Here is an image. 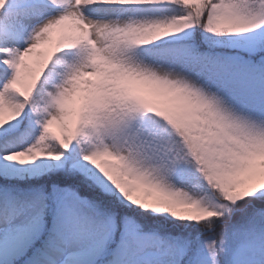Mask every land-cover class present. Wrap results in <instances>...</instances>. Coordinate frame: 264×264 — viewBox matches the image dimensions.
Here are the masks:
<instances>
[{
    "label": "snow or ice",
    "instance_id": "obj_1",
    "mask_svg": "<svg viewBox=\"0 0 264 264\" xmlns=\"http://www.w3.org/2000/svg\"><path fill=\"white\" fill-rule=\"evenodd\" d=\"M0 264H264V0H0Z\"/></svg>",
    "mask_w": 264,
    "mask_h": 264
},
{
    "label": "rangeland",
    "instance_id": "obj_2",
    "mask_svg": "<svg viewBox=\"0 0 264 264\" xmlns=\"http://www.w3.org/2000/svg\"><path fill=\"white\" fill-rule=\"evenodd\" d=\"M137 9H134V11H136ZM91 15H105L104 13H96V12H93V13H90ZM131 13L130 12H125L123 13L122 15L124 16H127V15H130ZM142 14H147V15H153V13L151 12H146V13H142ZM107 15H111V16H116L118 15L117 13L113 12V13H109ZM154 16V15H153ZM20 47H23L24 46V42H21V44L19 45ZM168 51L170 50H161V52L158 54V55H161L163 56L165 53H167ZM242 109L249 112V114H252V115H258V109L255 105L251 104V103H248V102H245L244 104H242ZM255 109V110H254ZM38 122V125H36L35 129H36V134L37 136L40 134V131H41V122L39 120H35ZM60 175H65V173H62ZM24 176L20 177V178H17L15 180L12 181V183H16V184H19L20 186L22 187H27V186H34V187H41V186H47L48 188H51V186L54 184V183H57V177L55 179V181H52V182H40V181H43L44 179L48 180L50 179L51 180V177L48 178L44 175L43 172H40L39 174L37 175H34V176H29L28 179L26 178H23ZM40 180H37L39 179ZM49 181V180H48ZM61 187H71V188H75L77 191H79V189L77 188L78 186L77 185H69V184H61L60 185ZM84 194L81 193V196H83ZM88 199H90V197H88ZM49 223H51V218H49ZM155 223H158V224H161L164 228L168 229V230H171L173 232V234H180V233H183L185 236H191L193 238H195L196 236H198L202 231L203 229L200 228V226L198 225H195L193 222H190V221H172L171 217H169V222H165V221H156ZM181 226H185V227H181Z\"/></svg>",
    "mask_w": 264,
    "mask_h": 264
},
{
    "label": "trees",
    "instance_id": "obj_3",
    "mask_svg": "<svg viewBox=\"0 0 264 264\" xmlns=\"http://www.w3.org/2000/svg\"><path fill=\"white\" fill-rule=\"evenodd\" d=\"M136 12H138V13H146V12H151V13H153V15L154 16H169V15H171L172 13H171V11L169 10V9H167L166 7H163V6H160V5H153V6H145V7H142V8H139V9H137L136 10ZM59 34V30H55L54 31V36H57ZM34 123V126L36 127V125H38V122L37 121H34L33 122ZM43 173H44V175L46 176V177H48V178H50L51 177V180L50 179H48V180H46V179H44L43 181H40V182H52V181H55V179H56V177H58V176H60V174H62V173H60V172H55V171H50V170H47V169H45L44 171H42ZM40 172H37L36 174H34V175H37V174H39ZM34 175H25L23 178H26V179H28V177L29 176H34ZM65 176H70V174H67V173H65ZM37 180H40V178L39 179H37ZM20 184V183H19ZM21 185V184H20ZM69 185H71V184H69ZM73 185V184H72ZM78 188V187H77ZM79 189V188H78ZM238 217H236V218H234V219H237ZM219 225H217V229L219 230Z\"/></svg>",
    "mask_w": 264,
    "mask_h": 264
}]
</instances>
